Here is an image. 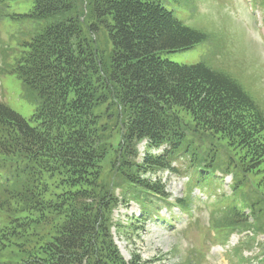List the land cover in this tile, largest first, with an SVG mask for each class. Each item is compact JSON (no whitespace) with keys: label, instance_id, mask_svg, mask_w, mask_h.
<instances>
[{"label":"trees","instance_id":"obj_1","mask_svg":"<svg viewBox=\"0 0 264 264\" xmlns=\"http://www.w3.org/2000/svg\"><path fill=\"white\" fill-rule=\"evenodd\" d=\"M20 1L27 9L8 18L22 31V52L6 72L18 77L37 107L25 119L0 102V186L24 178L19 190L0 197V208L13 205L22 213L5 214L11 226L0 234L23 244L16 247L20 264H145L136 252L129 261L120 254L111 229L123 225L113 223L112 212L136 202L140 217L149 219L157 211L150 196L169 198L158 179L165 171L227 176L221 150L205 147L203 136L225 143L219 145L232 157L228 150L239 149L247 165L264 170V114L242 85L204 62L185 65L161 56L208 41L174 13L188 0H170L172 10L161 0H86L89 13L78 0ZM101 107L111 124L100 123ZM112 128L121 137L114 172L130 186L118 198L98 183L111 147L101 132ZM230 187V218L251 216L258 224L254 234H264V211L248 200L246 185L234 178ZM253 190L264 198V191Z\"/></svg>","mask_w":264,"mask_h":264},{"label":"rangeland","instance_id":"obj_2","mask_svg":"<svg viewBox=\"0 0 264 264\" xmlns=\"http://www.w3.org/2000/svg\"><path fill=\"white\" fill-rule=\"evenodd\" d=\"M169 1L161 0L167 9L172 10ZM10 2L11 5L6 6L0 0V101L10 106L23 118L32 119L37 103L26 94L18 77L6 72L8 61L11 60L14 63V58L22 52L19 41L23 35L20 28L9 20L8 15L13 11L21 12L24 8L27 9L24 1L10 0ZM77 3L79 7H83L85 13L90 12V8L86 6V0H78ZM176 9L175 15L189 26L205 32L208 35V41L201 42L190 50L162 53V58L185 65L204 62L215 71L226 73L242 85L264 114V46L255 29V20L247 15L241 1L188 0L176 5ZM100 40H106L104 33L100 34ZM104 110V107L97 109L100 123L111 124L106 121ZM101 134L103 140L111 147L107 148L105 158L101 160L98 183L107 185L108 189L118 198L121 195L120 192L130 189L128 182L115 173L117 168H113V159L121 137L118 133H114L113 128ZM189 137L192 138L190 135ZM203 137H205V147L214 145L219 147L224 165L222 171H229L223 182L219 180L220 186H223L216 189L214 202L210 205L211 214H207L208 210L203 209V205L200 207L196 201L194 202L192 187L200 191L213 190V185L217 184L215 179L203 178L199 174L194 176L191 173L188 177L164 173L161 179L166 184L171 198L166 202L150 196V199L154 201L153 207L159 210V214L156 211L155 215L166 218L172 216L175 210L171 207V203L184 198L186 204L180 207L184 210H195L194 213L189 212L193 215V219L189 224L177 223L176 228L168 229L165 224L157 223L154 216L150 220L139 218L141 209L136 202L121 203L117 206L118 208L116 207L117 209L113 210L111 219L113 223H121L123 227L120 231L112 227L111 233L120 254L126 261H129L132 258L131 255L136 252L140 254L145 264H220L216 256L208 253L210 251L207 246L212 241L210 233L222 231L232 237L231 240L229 238L227 245L220 248L228 264H264V236L255 237L250 231L252 227L258 226L257 222L251 224V221L245 223L241 218L238 220L230 218L231 211L228 202V199L232 197L229 182L236 178L238 182L241 181L246 185L244 190H246L245 195L248 200L251 203L255 202L257 209L264 211V198L253 190L256 187L264 191V170L257 171L247 165V158L243 159V154L239 149L230 148L228 150L235 155L232 157L219 145H225V143H220L217 139L207 136ZM139 149L141 152L144 151V143L139 145ZM236 156L242 163L237 161ZM176 167H180L179 163ZM181 167L185 165L181 164ZM11 172L21 173L15 169ZM218 173L222 174L220 171ZM117 182L120 185H117ZM23 183L24 178L22 180L12 178L7 184L0 186V197L5 196V191L10 194L13 193L12 191L19 190ZM222 196H224L223 199ZM216 207L218 211L213 214ZM14 212L18 213L17 217L22 214L16 211L13 205L0 208V224L5 222L0 226V231L6 229V226H11L6 220V215L12 218ZM137 218L140 222H137ZM133 220L135 223H132ZM129 224L133 225L131 230ZM3 236L6 237V241L2 240ZM0 244L4 247L0 250V264H20L18 257L23 258L22 250L16 247H21L23 244L17 238L4 232L0 234ZM205 251H208L206 255L203 253Z\"/></svg>","mask_w":264,"mask_h":264}]
</instances>
